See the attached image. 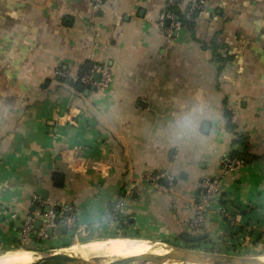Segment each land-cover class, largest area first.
<instances>
[{"label":"crops","instance_id":"0c3cea01","mask_svg":"<svg viewBox=\"0 0 264 264\" xmlns=\"http://www.w3.org/2000/svg\"><path fill=\"white\" fill-rule=\"evenodd\" d=\"M168 2L0 0V252L119 239L193 246V200L208 179L218 194L200 248L264 256V0H210L172 39L159 26ZM94 66L111 72L103 92L57 75ZM224 110L258 157L230 172L222 161L237 146ZM147 173L168 185L150 186ZM56 209L70 214L68 232L36 231Z\"/></svg>","mask_w":264,"mask_h":264},{"label":"built area","instance_id":"2783aa9c","mask_svg":"<svg viewBox=\"0 0 264 264\" xmlns=\"http://www.w3.org/2000/svg\"><path fill=\"white\" fill-rule=\"evenodd\" d=\"M88 1H91L96 5H99L103 2V0ZM209 1L210 0H169L168 5L163 10L159 21V26L164 36L168 39H172L175 34H178L184 28L182 21L178 19L175 13L169 9V6H177L179 10L184 13V19L186 20V22L195 25L197 21V15L204 9L205 5ZM166 22H169V24L166 25ZM96 73L100 74L99 82H96L94 80V75ZM57 75L62 78L65 83L75 84L81 86L82 88H88L89 90L95 92H103L107 90L112 79L110 70L102 66H94L90 70H82V72L78 76L74 77H71L66 72H58ZM72 164L75 167H81L78 159L74 160ZM243 164V161L236 156H232V153H228L222 161L223 168L227 172L234 171ZM165 178L166 176L164 174L147 173L143 176V180L146 183L157 189H163L160 186L159 181ZM217 194V181L205 179L200 183L197 196L193 200L194 216L188 224V229L194 235V237L203 234L205 214L209 207L210 201ZM34 202L38 203L41 206V202L38 197H34ZM122 209V202H118L112 211V216L115 218L119 216L122 212ZM65 214H67L68 217L65 219L63 225L67 227L71 225L73 226V224L71 223L72 221L70 218V214L67 212ZM33 226L34 217L28 216L24 220L20 228V237L22 241H26L28 239V235L33 230Z\"/></svg>","mask_w":264,"mask_h":264},{"label":"water","instance_id":"95a60500","mask_svg":"<svg viewBox=\"0 0 264 264\" xmlns=\"http://www.w3.org/2000/svg\"><path fill=\"white\" fill-rule=\"evenodd\" d=\"M169 22H166L168 25ZM176 35V34H175ZM91 65L88 66L90 68ZM94 80L96 82L100 81V74L96 73L94 75ZM161 185H168V182L165 179H161L159 181ZM50 208L45 209V213L49 214ZM55 217L51 221L46 222H36L35 229L39 231L41 226L44 224H52V228H49L48 234L52 236L55 229H59L61 233L65 234L68 232L67 226H63L65 219L68 217L67 214H60L59 209L54 211ZM208 235L203 234L200 236L187 238V241L195 246L200 247V244L207 240ZM38 254H41L37 252ZM42 255V254H41ZM47 258V256H44ZM49 257V256H48ZM256 258H247V257H236V256H228L223 254H215L210 252L199 251L196 249L193 250H176L175 254L172 255H164L161 257H154L150 255H142L133 258H128L124 260H115L111 262H107L103 258H97L94 260H76V259H68L64 260L59 264H134V263H152V264H163L167 261H175L180 263H196V264H257ZM37 264H52V263H37Z\"/></svg>","mask_w":264,"mask_h":264},{"label":"rangeland","instance_id":"374dc122","mask_svg":"<svg viewBox=\"0 0 264 264\" xmlns=\"http://www.w3.org/2000/svg\"><path fill=\"white\" fill-rule=\"evenodd\" d=\"M122 237V236H121ZM86 241H81L79 243H85ZM76 242H72L70 244L58 247V248H46V249H40L37 250V252L41 253L42 256H47L46 259L48 260H68V259H76V260H94V259H99V258H103L105 259L107 262L108 261H115V260H121L123 259L122 257H112L109 256L110 251L113 248L122 246L124 249V253L126 256L132 254L133 252L136 251H143L144 248H147L151 245V247L153 246L150 243L147 242H143V241H137V240H130V239H119L116 241H112V242H107V243H102V244H80V245H75V246H71L73 244H75ZM70 246V247H69ZM170 247H173L176 250H199V251H204L206 252V248H200V247H195V246H189V245H175L170 244ZM204 247V246H203ZM76 248V249H75ZM108 248V249H107ZM80 249H85L88 251V254L86 256H83L81 252L76 251V250H80ZM14 250H23V249H14ZM94 250V251H93ZM11 251V250H8ZM2 252H7V251H2ZM0 252V254L2 253ZM29 252V251H27ZM213 253V252H210ZM76 255V256H75ZM49 256V257H48ZM260 256V255H259ZM258 256L255 257H251V258H257ZM108 258V259H107ZM169 262V263H168ZM134 264H152V263H134ZM163 264H184V263H180V262H175V261H167ZM185 264H192V263H185Z\"/></svg>","mask_w":264,"mask_h":264},{"label":"bare ground","instance_id":"6f19581e","mask_svg":"<svg viewBox=\"0 0 264 264\" xmlns=\"http://www.w3.org/2000/svg\"><path fill=\"white\" fill-rule=\"evenodd\" d=\"M152 245H153L152 247L150 245L149 247L144 248L143 251H141V252L136 251V252H133L132 254H130L128 256L125 255L123 247L119 246V247L113 248L110 251L109 256L122 257L123 259H121V260H124V259H128V258L142 256V255L161 257L164 255H172V254L176 253V249L168 246L167 244L152 243ZM76 251L81 252L83 256H86L88 254V251L85 249H80V250H76ZM255 260H256L257 264H264V256L257 257ZM62 261H64V260H57V261L53 260V257H52V260H48L44 256H42L41 254H38L37 252H27V251H23V250H11V251H7V252H2L0 254V264H37V263L59 264ZM108 262H111V261H108ZM192 264H196V263H192Z\"/></svg>","mask_w":264,"mask_h":264},{"label":"trees","instance_id":"16d2710c","mask_svg":"<svg viewBox=\"0 0 264 264\" xmlns=\"http://www.w3.org/2000/svg\"><path fill=\"white\" fill-rule=\"evenodd\" d=\"M169 9L175 13V15L178 17V19H180L182 21L184 26H187V27H193L194 26L193 24L186 22V20L184 19V13L181 12L177 6H169ZM208 46H209V48L213 49L214 53H216V49H217V47H219L215 43H212V44L210 43ZM203 47L205 48V45ZM225 54H226V56L224 57V62L226 59H230L227 52H225ZM219 60H220V58L218 57V61ZM223 116H224V120L226 123V127L228 128L229 131L233 132L234 136H235L234 145L237 146V150H234L232 152V156H236L237 158L242 160L243 163H248V162H251L253 160L258 159L257 156L251 154L248 139L246 137H244L243 135H241L240 133L236 132V127H235V124L233 122V115H232L231 111L224 110ZM113 207L114 206H110V208H113ZM164 244L169 245V243H164ZM21 249H23L24 251H29V252H31V251L37 252V250H30V249H26V248H21Z\"/></svg>","mask_w":264,"mask_h":264}]
</instances>
